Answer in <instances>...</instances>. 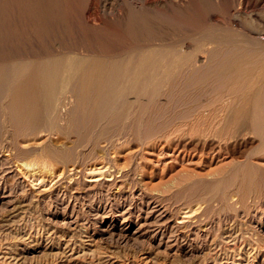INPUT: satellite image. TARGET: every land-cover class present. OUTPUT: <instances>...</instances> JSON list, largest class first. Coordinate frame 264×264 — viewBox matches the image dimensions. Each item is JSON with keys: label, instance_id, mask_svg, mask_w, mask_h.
Segmentation results:
<instances>
[{"label": "rangeland", "instance_id": "rangeland-1", "mask_svg": "<svg viewBox=\"0 0 264 264\" xmlns=\"http://www.w3.org/2000/svg\"><path fill=\"white\" fill-rule=\"evenodd\" d=\"M0 1L2 2V3L0 2L1 4L0 5V12H1L0 13L1 16L0 17V26H1L0 27V68L1 71L3 70L2 73L0 71L1 75L5 74L6 76V73H9L10 76L12 77L14 76L18 79L19 77H21V75L23 76V74L26 73L25 76H23L21 80L18 79V81L20 80L19 82L21 81L25 82L24 80L26 77L27 78L26 81L28 80L30 82L32 79L30 77L35 76L38 71H40L38 73L42 72L43 75L44 72L47 71V73H45L47 77L46 79L47 81L45 82L47 84H49V82L50 84L57 83L58 85L60 84V88L62 86L63 89L66 88L65 89L66 93H64L63 96L61 95L62 97L59 96L60 104H58L57 107L55 108H57L58 111H61L60 115L63 117L64 121L70 117V119L65 121L68 124H69V120H71L73 117L77 116L78 118L80 116L79 111L76 110L78 108L74 106L75 105L74 100L76 101L77 98V95L75 94V89L77 87H81L84 85L86 86L88 83L89 85L92 86H96L98 84L102 86L106 85L107 87L118 84L119 88H117L116 95L119 94L118 97H120L121 100L120 106H124V105L126 106V107L124 106L125 107L124 110L123 107L120 106H115L114 109L111 108L112 111L109 110V114L106 115L107 117L106 118L104 117L105 120L107 119L106 121H108V119L109 121L105 122L104 120V124H98V126L96 124L95 125L96 128L94 126L92 128L93 130L89 132L91 134H89L87 138L85 136L84 139H82V136H80L81 134L76 132L75 129L72 128V126L68 125L69 126L68 127L66 125L65 127H67V129L65 130L64 128L61 131V134H63L64 136V137L61 136L62 138L61 141L65 143L61 146V148L60 147L58 148L59 150L57 149V151L59 152L51 153L54 161L57 163L56 164L57 169L55 170L56 174L52 175L51 177L50 176L45 177V179L42 180L43 181L42 183L33 182L32 184L31 180L25 178V176L22 175L21 171L16 169L15 166L5 169L6 171L4 170L1 172L0 170V248H1L0 264H7V263L10 264L12 262H15L16 264H41V263L43 264L46 263V261H51L52 258L55 259L57 257L55 255H59L58 253H60L62 249L66 248V246L71 245V243L73 242L76 244V242L78 241L80 242V240L86 243L85 245L87 246L85 247H87V249H85L84 247L82 249L85 250L82 251L80 248L78 249L77 252H73V253L71 251H68L67 256L69 259L63 258L64 261H62L63 260L62 259L60 260L61 263L59 262L58 264H62V262H64V264H67L68 260H69L68 264H78V263L86 264L85 263L86 261L89 262V258H87L90 257L89 252H91V250L93 252L95 250H100V247L98 246H101V249L105 247L104 249L106 250L109 249L110 251L113 252L115 251L114 255H116L117 252L119 253L121 251L122 252L126 251L127 253L125 252L124 254L123 252V254L122 253L120 254L123 255L122 257H125L127 254L126 256L127 258L120 259L119 257L120 260L117 261H120L121 263L123 259H130V261H132L131 260L133 259V256L131 254L132 252L131 251L129 252L128 250L130 249V247L134 246L135 243L138 242L142 243L143 245L145 242V246H149V244H151L150 247L153 246L152 248L146 247L148 248L147 254H142L143 256L140 254L141 255L140 259L146 258L143 263H148V264L150 263L151 264H169V263L170 264H264V195L262 196L260 190L258 189L260 182L261 181L264 182V91H263L264 84H263V88L261 86L260 90H258L256 97L254 96L255 100L250 105V109L253 116H251L249 120L246 121V123H243V125L241 124L242 127L241 125L239 127L236 125L237 126L236 127L237 131H236V129H234L235 126L230 125L232 120L230 119V116H228L229 115L228 113L230 111L229 112L227 111L229 107L230 109L235 107L237 110V106L239 109L241 107V104L239 105L238 104L236 105V103L234 104V102L232 100L229 101L227 99L228 97L226 96V93L229 90H232L236 87L233 86L235 83H231L232 85L225 83L224 85V82H221V78H220L221 76L218 77L216 75L217 67H214L217 66L214 64H218L219 66L220 62L217 61L219 59L223 60L225 58L234 57V56L239 57V55L242 56V58H245L248 57L250 53L251 54L253 53L252 55L264 53V40L261 41L263 35L262 34L258 35V33L257 32L254 33V31L253 32L250 31L251 33L249 35L247 31L243 32L242 29H240L241 28L240 26L245 27V24L243 22L244 20H247V18H244L245 16L247 17L250 16L254 24H256V22L261 23L263 21L264 16L262 13L264 11V6H263L264 1L261 2L260 0H247V2L242 4L240 2L234 1L233 2L234 6L232 5L233 9L235 8L240 11H243L242 13H244L245 11L246 14V15L243 14V17H241L240 19L238 18L239 21H237L231 19L230 17H225L222 15L221 10L219 9L220 3H218V1L220 0L218 1L209 0L212 3L209 1L208 3L207 0H205L204 3L206 6L205 8L206 10L204 14L206 13L205 16L208 18V20L207 18H205L208 25L206 24L205 26L206 23L205 21L204 28H202L199 34L196 35L195 33V36H193L194 34L192 35L193 32L191 33L185 30L186 28L191 29V27H189L190 25H186V27L184 26L180 27L181 25L178 26L177 25L178 23L177 22H176L177 24L175 23V19L169 20L170 23L168 22L163 23L165 21L159 20L157 16L158 14L160 15L161 12H162L161 15H163L164 12H166L167 15L172 16L174 14V12L172 11H179L181 14L183 13L182 14L183 16L186 13V11L188 12L189 10L190 12L188 13L190 14L196 13L197 11L196 5L198 6L199 3L197 2L196 4V1L192 2L193 0L192 1L190 0V2L188 1L181 5L177 3L176 0H170L171 3L164 2L165 0L163 1L158 0L159 2L156 9H149V10L143 9L144 10L143 13H140L142 12V9H140L139 11L138 8H135L134 11L132 8H129L130 6L128 5H122L121 7L120 5L119 6L115 5L112 7L110 6V4H105V5L103 4L104 6L97 5V7L94 8L93 5L94 0H90L89 3L87 4H86V0H0ZM213 3L217 4V7H214L216 10L213 8L214 5ZM84 5H88V6L84 7ZM242 5H243V9H241ZM237 6L240 7V9ZM173 8L175 10H173ZM169 9L172 11L169 12ZM136 10L138 11V13ZM150 10L151 12H147ZM90 12L94 15L93 18L95 19L93 20H96V18L100 20H96L95 22L92 19H90V16L92 15ZM89 13L91 15H89ZM151 13H154V15L153 14L152 15L153 17L156 16L157 19L156 17L153 19L152 15H149ZM87 14L89 15V18ZM148 15L151 17L149 18ZM159 17L163 18V16H159ZM250 18H248V20ZM120 19H122L123 21L121 20V22L120 21L118 22V20ZM214 20H216L217 22ZM178 21L180 22L181 20ZM147 24L149 27H152V29L155 32H158L164 36L165 35L170 36L169 34H174L173 32H175L176 33L175 35H177L178 38L177 42H175L177 43L176 44L177 46L175 45L169 48V46L162 47L155 45L154 47L153 44L147 41L145 36L146 34H144L146 33L148 28L141 29L143 28V25H147ZM172 24H174L175 26H173ZM104 25L105 27H103ZM133 25L136 29H138L137 33H136L137 30L134 27H132ZM139 25L141 28L139 27ZM128 26H131V28ZM205 27H207L209 30L208 29L206 30ZM216 27L219 28L216 29ZM68 28L72 30L71 34L70 32H68L69 30ZM213 28H215L218 32ZM220 28L221 30H219ZM140 29L146 31L139 32ZM127 31L129 34L126 33ZM203 31L204 32L207 31L206 32L207 34L204 33ZM210 31L213 32L215 37L219 35L218 37H220L222 40L218 38L217 41L219 42L214 41L217 38H213L214 36L212 32L210 33ZM219 31L222 34L224 33L229 37L224 36V34L221 35ZM142 32L143 34H141ZM94 33H96V35L99 33L98 35L99 37L96 36ZM202 33L207 36H203ZM180 34H182V36L178 37V35ZM236 34L237 36L235 39V36L233 35ZM11 35L13 38L11 37ZM71 35L75 37V38L73 37L75 41L76 40L78 41L76 42L73 41L74 39L72 38ZM110 35L111 37H109ZM208 35H210V37H208ZM196 36L197 37L201 36L203 38L205 37L207 39L205 40L203 38L199 39V37L197 38ZM224 37H226L227 39L225 44L223 43L225 40ZM230 37L234 38V41L232 39L231 42ZM237 37H239V41L237 40L238 39ZM98 38L101 39L98 40ZM210 38L211 39L213 38L214 40L213 39L211 40ZM198 39L201 41H199ZM253 39H258V41H255ZM65 40L68 41L71 40L70 42L72 43H69L70 45L67 44L68 46H65L64 48V44L68 43V41ZM242 40L244 41V43L245 42L246 43L245 44L242 43L243 42ZM181 42L183 45L181 44ZM73 43L80 44V46L78 45L77 47L76 45H73ZM81 45L84 47L87 46L86 49H84L83 47L82 50L85 51L88 50L87 51L88 53L95 52L96 50L98 51V49L100 50V47H102L103 49L101 48V50L107 51V49H109L111 51L109 52L108 50L107 52L113 54L112 55L109 54V57L107 56L108 58L105 57L107 58V61H105L106 60L105 59L104 61L106 63H104L103 61L102 64H99V61L94 58L91 59L85 58L86 60L81 59L83 58L80 57L79 55V52L80 53L82 52V50L80 51V48H82ZM61 46L63 48H61ZM54 47L57 53L55 50H53L54 52L52 51L53 53L50 52L51 51L50 49L51 48L54 49ZM66 47H68L67 49L71 51H68ZM74 47L75 49L79 48V51L76 49L75 52L73 50ZM118 48L121 49H119L118 51ZM65 49L68 52L63 53ZM93 49L96 50L94 51ZM59 50H61V52L63 53L62 55ZM72 50L74 51V53ZM113 50H115L116 52H114ZM47 51L48 53L49 52L50 53L48 54ZM117 51L120 53H117ZM125 51H126V55H125ZM34 52L35 54H33ZM41 52H43L44 55H42ZM71 52L73 54L75 53L76 54L73 55ZM167 52H168L167 55H169L168 57L170 58H173V56L176 57L177 55L184 56L185 54L186 60L188 59L187 60L188 62L186 61L187 64L186 67H189L190 63L193 64L190 65V68H186L190 71L188 72L187 75H184L182 79H179L177 76L179 80L178 79L175 80L178 81L179 85L178 84L176 85V81L172 80L174 78L171 79V77L169 76V72H164L166 73L164 74L160 70L159 73L153 71L154 74H152L151 71L147 70L146 68L143 69V66H141L142 64L144 65V67H146L145 65H147L150 62L149 60L152 58V56L158 57L159 54L160 56H164ZM51 53L54 54V56ZM39 54H41L42 56L41 59L42 61L40 60V62L44 61L43 63L45 66L42 63L39 62L40 63L39 64L37 62L39 61L38 59H40L41 56L38 58L35 57L36 59L35 58L33 59L32 57L33 55L36 56ZM144 54H145V58L143 57ZM230 54L233 55L231 56ZM56 55L58 57H56ZM212 55H214L215 58ZM23 56L27 57V59L24 58ZM74 56H76L77 58L75 59ZM126 56L128 59L129 58L130 59L127 60ZM211 56L213 57L212 59H210ZM9 57L12 59V62ZM17 57H20L22 58V60H24L23 62H21L22 63L21 65L19 61L21 59ZM30 57L32 58L33 63L32 60H30L31 59ZM136 57L137 58L140 57V58L136 59ZM1 58H3L4 61ZM116 58L117 61H115ZM206 58L209 60H206ZM15 59L16 61H14ZM28 59L30 61H28ZM213 59L214 60L217 59V60L216 62L214 61L212 65ZM1 60L5 64L2 63ZM122 60L125 61L122 62ZM195 60L199 63L196 62V64H194L193 62H195ZM87 61L88 63H86ZM114 61L118 63V65L114 64L115 65L114 66L113 65V63H115ZM118 61L119 62L121 61L120 64ZM17 62H19V64ZM35 62L37 66H35L36 65L34 64ZM92 63L94 64L92 65L93 67L91 68L90 64ZM96 64L98 65V67L99 65H101V71L103 75L100 74L99 80L98 78L95 80L97 83L95 81L92 83L91 81H89V78L96 72L100 71L97 68ZM135 64L138 67H136ZM208 64H210V67L213 66L212 68L214 70L211 73L215 72V74H211L210 72L209 74L205 72L206 74L204 76V73L202 74L199 73L198 75L195 72L194 67H196L197 72L199 71V69L200 71H203L204 67L206 65L208 66ZM112 65L113 67H111ZM130 65L132 66V68L131 70L128 71L126 67ZM134 65H135L134 70H132ZM198 65L200 68H197ZM15 66H18V68ZM42 66L44 68H42ZM121 66L122 69L124 70L121 69ZM124 66L126 67L124 68ZM34 67H36L37 69L39 67V70L35 68V70H37L35 71ZM73 67L74 69L72 70ZM108 67L111 68L112 71L114 70L115 72L110 71ZM114 67L116 68V70ZM103 68L107 70H104ZM135 68L138 70H136ZM140 68H142L141 70H143V73L142 71H139ZM30 69L34 73L31 72ZM92 69L94 72L92 71ZM145 70L148 71L149 74ZM191 71L195 72V76H194V72ZM29 72L30 74L31 73L33 74H31V76L30 75L28 76L27 74H29ZM167 73L168 76H166ZM156 74L158 75L156 76ZM104 75H106V77H104ZM154 75L156 78L154 77ZM159 75L160 77L162 76L164 80L160 78ZM54 76L57 77L54 78ZM185 76H187L188 78ZM102 78L104 79L102 80ZM54 79L56 80V82ZM169 79L171 80L169 81ZM224 80L225 79L222 77V81ZM105 81H107L108 83H106ZM98 82L101 84H99ZM212 84L214 85V87ZM168 85L170 87H168ZM174 85L177 89L181 85L179 89L176 91H178L177 93L179 92L185 93L184 96L183 93L177 94L175 92L174 94V90L176 89L175 88L173 90ZM169 90H170V94L168 93ZM172 91L174 95L171 94ZM185 91L187 92V94L189 93L190 94L186 96L187 94ZM181 94L182 97L185 99L184 101L182 98L184 103L181 101L180 98ZM224 96L226 97V99L224 98ZM196 98L199 99L200 101H198ZM220 98L224 103L221 104ZM176 100L177 103H175ZM180 102H182L181 105ZM227 104L228 106H226ZM130 105L132 108L129 109ZM247 107L249 108V106ZM121 108H122L121 112L123 113L125 112L126 109L128 110V112H126L127 114L125 113L127 116L121 113L122 115H125L126 118L125 116L122 117V115L121 116L116 115V114L120 115L119 111L121 110ZM167 108H169V110ZM173 108L176 109L174 110ZM147 109L148 112L150 113V116L149 113L147 112ZM161 109L167 110L166 112H164L165 114H163V110ZM151 111L152 112L156 111L157 117L155 112L152 113ZM170 111L172 112L173 115L170 113ZM225 111L227 113H225ZM113 112L116 114H114ZM158 114L161 115L160 116L161 118L163 117L166 119V125H165L166 129L164 127V124H162L163 123L162 121H165V119L159 120L158 118L160 117ZM225 114L228 116L229 119ZM89 115L95 118V113ZM89 115L88 116L86 115L85 118L86 117L89 118ZM111 115L114 116L116 115L115 117L119 119L120 123L117 121L118 119H115L114 116L113 118H111ZM153 115H155L156 118H154ZM80 117H83V115H81ZM151 117H153L154 119H151ZM111 119L113 122H115L116 120L118 124H115L112 121H110ZM120 120H123L124 122ZM149 120L151 121L156 120L158 122L155 121L154 123L155 127H154L152 125L153 121L151 122ZM168 120L170 124L168 123ZM226 121L228 122L226 123ZM109 122L110 124L108 125L107 123ZM146 122H148V124ZM150 122L152 124H149ZM157 123H159V125ZM111 124L112 125L115 124L117 128H115V126H112ZM119 124H122L123 126ZM144 124L145 125L147 124L146 125L147 127ZM161 124L164 127V131H162L163 127ZM101 125L102 128L100 129ZM136 125H138L139 127L138 126L136 127ZM142 125L145 126V128ZM167 125L170 126L168 127ZM193 126L195 128H193ZM70 127L74 132L69 129ZM104 127H107L108 129L107 128L104 129ZM148 127L151 129V131H148L150 130L147 129ZM152 127H154L153 130L156 129L157 130L153 132ZM232 127L233 130L230 129ZM177 128H179L178 129L179 132L178 130H176L177 133H174L176 132L174 130ZM170 129H172L173 132H171L172 130ZM226 129L227 131L229 130L228 132H230V134L227 135L228 132L226 131ZM63 130L66 135L64 134ZM103 130H105V132ZM230 130L233 132L232 134ZM157 131H160V133ZM182 131L184 132L183 135L181 136ZM167 133H169L170 136ZM178 135L180 138H177ZM90 136L93 138H91ZM80 137L81 139H79ZM58 138L60 137L58 136L57 137L51 136L50 138L43 137L37 139L36 142L34 141L32 143H34L33 146L35 148H40V146L41 147L46 146L48 149L52 147L51 146L52 144H50L51 141L53 142ZM170 138L171 140L172 139L175 140L171 141ZM87 139L88 140L91 139L92 143ZM167 139L173 142V144L167 145L166 144ZM178 140L180 141V144ZM83 141L86 142L87 144L84 143ZM25 143L26 142H21V143L19 142L18 143L19 145L18 144L17 145L20 148H24L25 145L26 148L30 147L29 143L28 144ZM70 147L71 150H69ZM5 155L6 153L3 154L0 153V163L7 162L8 156ZM100 156L103 157L104 160L102 159V163L105 164L106 166L104 170L102 169L101 171L97 172L100 166L97 164L98 162H101ZM8 167H10V165ZM93 169L95 171H93ZM102 171L103 172L107 171L108 175L110 173L111 176L110 177L105 176L107 178L100 176L99 173ZM58 175L59 177H57ZM218 176L222 179L221 182H218L221 184L218 186V191H217L216 179H218L219 181ZM188 177L189 179H186ZM92 179L94 180L97 179V180L94 182H90V180ZM107 179H111V180L106 181ZM180 181H185L183 183H185V185H187L188 187L190 186L188 191L192 188L197 189L199 186L200 188L201 187L205 188L206 184H207L206 187L210 189L206 193L204 191L203 193L204 198L202 197L203 200H200L198 202L199 205L201 204L202 208L204 207V210L200 209L197 213H194L189 218H185V216H183L184 214H182L183 211L182 208L188 207L190 205L189 207L195 209L197 204L191 203L192 205L191 204L188 205L189 203L187 201L188 198H185L188 194L186 193L179 196V193L175 191L177 185L181 183ZM230 181L232 182L231 184L229 183ZM167 186L168 187L173 186V189L169 190L170 192L169 191L167 192L166 190ZM226 187H228V191L229 189L232 188L230 191H232L234 198L236 199V200L234 199L236 203L233 200H229V199L227 201V203L229 204L231 202L232 206L234 205L232 207L234 210L237 209L236 210L237 215L235 214L236 218L234 219L233 218L227 219L225 215H220L218 217L214 216V212L217 210L218 207L217 206L218 202L220 201L222 202L223 200L222 198H225L226 196L225 195V193L227 192V189H225ZM213 188H215V190ZM161 191L162 192L165 191V192L161 193ZM212 197H214V199ZM217 197L218 198L221 197L220 200ZM217 199L219 201H217ZM158 202L160 203L159 205L161 206H158L157 204ZM244 208H246V210ZM222 222L223 224H221ZM233 228L236 231L233 234V236L236 237V241L231 242L230 241L231 239H227L225 237H227L228 234L229 235L231 234L229 232ZM79 231L82 233H80ZM83 232L86 233L84 234ZM117 234L120 236H116ZM146 235L150 237H147ZM79 236H81L80 237L81 239H79ZM86 236L89 238L87 239ZM122 236H124V239L121 241L119 240V238ZM128 236L130 238H128ZM166 239H169L170 241ZM178 241L179 243L184 242L183 245L184 246L186 245L185 254L180 253L178 251L176 246ZM242 241H245L246 243H243ZM221 243L222 244L224 243L223 247L227 245L224 247V249L227 248L228 250L227 249L226 250L229 252H231L232 250L235 251L236 249V256L234 257V259L228 261L226 259H223L224 256L221 255L220 252H218V250L220 249L219 246L222 247ZM77 244L78 246L80 245V243ZM110 244L111 246H109ZM112 245L113 246L115 245L114 246L115 250L113 249ZM127 245H129L130 247ZM119 246H121V248H119ZM194 246L199 248V250L196 252L190 251L191 248ZM96 247H98V249ZM257 247L258 250L256 252ZM10 248H12L14 253L16 251L15 254L18 255L16 257V261L9 260L12 258L8 257L9 255L5 254L8 252L7 249ZM151 250L154 251L152 252ZM81 252L82 254L85 252L84 255L86 256H83L82 258L85 257L86 258L84 260L80 258L81 259L80 260L81 263H80L78 258L80 257V255L82 256ZM245 252L246 253L251 252V253L250 254L248 253L247 255L245 254L246 255L245 256L244 255ZM70 254L74 258H71L72 256ZM120 254H117L116 256L118 255L120 256ZM5 255L8 258H6ZM213 255L217 257V259L215 260L216 262L213 261L214 260ZM128 262L126 261V263ZM138 262L139 261H137V263ZM116 264H119V262H117Z\"/></svg>", "mask_w": 264, "mask_h": 264}, {"label": "bare ground", "instance_id": "bare-ground-1", "mask_svg": "<svg viewBox=\"0 0 264 264\" xmlns=\"http://www.w3.org/2000/svg\"><path fill=\"white\" fill-rule=\"evenodd\" d=\"M89 1L90 0H86V4L87 3H89ZM160 1V0H159ZM158 0L156 1V0H94L93 1V5H94V8L95 7H97V5H101V6H104L105 4H110V6H115V5H117V6H119L120 5V7L122 6V5H128V6H130L129 8H132L133 10L135 9V8H138V10L140 11V9H142V12H140V13H143V11L144 10H149V9H156V7L158 6V2H159ZM163 1V0H162ZM190 2V0H176V2L177 3H179L180 5L181 4H183V3H186V2ZM192 1V0H191ZM194 1H196V4H197V2L199 3V7L196 5V8H197V11H196V13H192V14H190V13H188V12H190V10L187 12L186 10V15L184 14V16L179 12V11H172V10H170L169 9V12H174V14L172 15V16H170V15H167L166 14V12H164V14L163 15H161L162 14V12L160 13V15L158 14L157 16H158V19L159 20H162V21H165V22H163V23H166V22H168V23H170L169 22V20H174L175 19V23L178 25V26H180V27H182V26H184V27H186V25H190L189 27H191V29H185V30H187V32H193L192 33V35L193 36H195V33H196V35L197 34H199L200 32H201V30H202V28H204V23H205V18H207L206 16H205V14H204V12H205V8H206V6H205V0H193L192 2H194ZM209 0H207V2H208ZM216 1H218V0H216ZM216 1H215V3H216ZM221 1V0H220ZM218 1V3H220V10H221V12H222V15L223 16H225V17H230L231 19H234V20H237V21H239L238 20V18L240 19L241 17H243V14H245V11H244V13H242L243 11H240V10H238V9H233V2L234 1H237V2H240L241 4L242 3H245V2H247V0H223V1ZM231 1V2H230ZM261 2L262 1H264V0H260ZM1 2V1H0ZM30 2V1H29ZM164 2H167V3H171V1L170 0H165ZM173 2V1H172ZM209 2H211V1H209ZM208 2V3H209ZM2 3V2H1ZM212 3V2H211ZM264 3V2H263ZM104 4V5H103ZM190 4H192V3H190ZM214 4V3H213ZM1 5V4H0ZM136 5V6H135ZM233 5V6H232ZM86 6H88V5H84V7H86ZM127 6V7H128ZM139 6V7H138ZM212 6V5H211ZM219 6V5H218ZM232 6V7H231ZM264 6V5H263ZM214 7H217V4H214L213 5V8ZM238 7V6H237ZM34 8V7H33ZM80 8V7H79ZM83 8V7H82ZM105 8V7H104ZM212 8V7H211ZM232 8V9H231ZM239 9H240V7H238ZM245 8H246V5H245ZM244 8V9H245ZM36 9V8H35ZM45 9V8H44ZM144 9V10H143ZM160 9V8H159ZM215 9V8H214ZM241 9H243V5H242V8ZM173 10H175L174 8H173ZM216 10V9H215ZM214 10V11H215ZM218 10V9H217ZM7 11V10H6ZM32 11V10H31ZM36 11V10H35ZM124 11V10H123ZM135 11V10H134ZM137 11V10H136ZM38 12V11H37ZM105 12V11H104ZM147 12H151V10L150 11H147ZM147 12H145V13H147ZM168 12V11H167ZM184 12V11H183ZM207 12V11H206ZM1 13V12H0ZM36 13V12H35ZM91 13V12H90ZM89 13V15H91ZM137 13H138V11H137ZM215 13V12H214ZM217 13H218V11H217ZM32 14V13H31ZM34 14V13H33ZM154 15V13H151V14H149V15ZM156 14V13H155ZM188 14V15H187ZM263 16H264V11H263ZM8 15V14H7ZM88 15V14H87ZM89 15H88V18H89ZM93 15V14H92ZM91 15V16H92ZM95 15H97V14H95ZM134 15V14H133ZM146 15V14H145ZM148 15V17L150 18L151 16H149ZM153 15H152V18L154 19L155 17H153ZM219 15V14H218ZM246 15V14H245ZM90 16V19H95V18H93L94 17V15L91 17ZM130 16V15H129ZM159 16H163V18L162 17H159ZM1 17V16H0ZM96 17V16H95ZM105 17H106V15H105ZM147 17V16H146ZM221 17V16H220ZM6 18V17H5ZM33 18V17H32ZM108 18V17H107ZM115 18V17H114ZM113 18V19H114ZM130 18V17H129ZM128 18V19H129ZM161 18V19H160ZM244 18H247V20H244L243 22H244V24H245V27L243 26H240L241 28L240 29H242V31L243 32H246L247 31V33L250 35V33L251 32H253L254 31V33L255 32H257L258 33V35L259 34H262L263 35V37L261 38L262 40L261 41H263L264 40V17H263V21L260 23H257L256 22V24H254V22H253V20L250 18V16H245ZM248 18H250L249 20H248ZM18 19V18H17ZM82 19V18H81ZM134 19V18H133ZM156 19H157V17H156ZM181 20L180 22L178 21V20ZM229 19V18H228ZM57 20V19H56ZM96 20H100V19H97L96 18ZM96 20H93V21H95L96 22ZM108 20V19H107ZM116 20V19H115ZM121 20L122 19H120V20H118V22L120 21L121 22ZM159 20H158V22H159ZM207 20H208V18H207ZM226 20V19H225ZM230 20V19H229ZM252 20V21H251ZM102 21V20H101ZM123 21V20H122ZM133 21V20H132ZM135 21V20H134ZM211 21V20H210ZM214 21H216V20H214ZM228 21V20H227ZM241 21H242V19H241ZM261 21V20H260ZM20 22V21H19ZM161 22V21H160ZM217 22V21H216ZM156 23V22H155ZM171 23H172V21H171ZM180 23V24H179ZM212 23V22H211ZM228 23V22H227ZM247 23V24H246ZM88 24V23H87ZM119 24V23H118ZM134 24V23H133ZM206 24H207V21H206V23H205V26H206ZM71 25V24H70ZM94 25V24H93ZM128 25V24H127ZM126 25V26H127ZM129 25H130V23H129ZM137 25V24H136ZM135 25V26H136ZM161 25V24H160ZM173 26H175L174 24H172ZM208 25V24H207ZM4 26V25H3ZM9 26V25H8ZM39 26V25H38ZM92 26V25H91ZM123 26V25H122ZM172 26V27H173ZM212 26V25H211ZM217 26V25H216ZM221 26H222V24H221ZM228 26V25H227ZM1 27V26H0ZM56 27V26H55ZM85 27V26H84ZM83 27V28H84ZM87 27V26H86ZM89 27V26H88ZM97 27V26H96ZM99 27V26H98ZM103 27H105V25L103 26ZM111 27H113V26H111ZM128 27H130L131 28V26H128ZM128 27H126V28H128ZM132 27H134V25L132 26ZM139 27H140V25H139ZM177 27V26H176ZM183 27V28H184ZM188 27V26H187ZM213 27H214V25H213ZM246 27H249V28H246ZM41 28V27H40ZM101 28V27H100ZM119 28V27H118ZM135 28V27H134ZM141 28V27H140ZM147 29V31L146 30H141V29ZM212 28V27H211ZM211 28H210V30H211ZM217 28H219V27H216V29ZM1 29H3V28H1ZM48 29V28H47ZM69 29V28H68ZM122 29V28H121ZM136 29V28H135ZM140 30H139V32L140 31H143V32H145L146 31V33H144V34H146L145 36H146V39H147V41L148 42H150L151 44H153L154 45V47H155V45H157V46H162V47H166V46H169V48L170 47H172V46H175L177 43H175V42H177V35H175L176 33L175 32H173L174 34H169L170 36H168V35H162V34H160V33H158V32H155L153 29H152V27H149L148 26V24L147 25H143V28H141ZM205 29L207 30L208 28L207 27H205ZM205 29H203V30H205ZM213 29H215V28H213ZM215 29V30H216ZM27 30V29H26ZM25 30V31H26ZM70 30V31H69ZM68 30V32H70V34H71V29H69ZM88 30V29H87ZM101 30V29H100ZM108 30V29H107ZM137 31H136V33L138 32V29H136ZM164 30H166V29H164ZM188 30H191V31H188ZM209 30V29H208ZM214 30V31H215ZM219 30H221V28L219 29ZM227 30V29H226ZM135 31V30H134ZM133 31V32H134ZM175 31V30H174ZM182 31V30H181ZM217 31V30H216ZM239 31V30H238ZM251 31V32H250ZM10 32V31H9ZM43 32V31H42ZM49 32V31H48ZM67 32V31H66ZM90 32V31H89ZM93 32V31H92ZM124 32V31H123ZM143 32L141 33V34H143ZM204 32V31H203ZM207 31H205L204 33H206ZM212 31H210V33H211ZM218 32V31H217ZM220 32V31H219ZM223 32V31H222ZM241 32V31H240ZM4 33V32H3ZM7 33V32H6ZM5 33V34H6ZM97 33V32H96ZM96 33H94L95 35H96ZM127 34H129L128 33V31L126 32ZM221 33V32H220ZM230 33H231V31H230ZM236 33V32H235ZM234 33V34H235ZM256 33V34H257ZM12 34V33H11ZM32 34H33V32H32ZM79 34V33H78ZM187 34V33H186ZM203 34V33H202ZM207 34V33H206ZM209 34V33H208ZM212 34H213V32H212ZM224 34V33H223ZM222 33H221V35H223ZM239 34V33H238ZM10 35V34H9ZM61 35V34H60ZM77 35V34H76ZM87 35V34H86ZM99 35V33L96 35V36H98ZM172 35V36H171ZM255 35V34H254ZM18 36V35H17ZM36 36V35H35ZM62 36V35H61ZM60 36V37H61ZM69 36V35H68ZM72 36V35H71ZM70 36V37H71ZM83 36V35H82ZM120 36V35H119ZM118 36V37H119ZM128 36V35H127ZM144 36V35H143ZM179 36H182V34H180V35H178V37ZM190 36V35H189ZM203 36H207V35H204L203 34ZM212 36V35H211ZM213 36H214V34H213ZM212 36V37H213ZM219 36V35H218ZM213 37V38H217L216 40H214L213 38V40L214 41H217L218 40V38L220 39V40H222L220 37ZM224 36H226V37H229V36H227V35H225L224 34ZM233 36H235V39H236V36H237V34L236 35H233ZM232 36V37H233ZM245 36V35H244ZM244 36H241V37H244ZM11 37H12V35H11ZM16 37V36H15ZM74 36H72V38H73ZM84 37V36H83ZM99 37V36H98ZM109 37H111V35L109 36ZM136 37V36H135ZM184 37H186V36H184ZM197 37V36H196ZM199 37V39H202L203 37H201V36H198ZM197 37V38H198ZM201 37V38H200ZM208 37H210V35H208ZM226 37H224V44L226 43ZM249 37V36H248ZM13 38V37H12ZM24 38V37H23ZM75 38V37H74ZM73 38V39H74ZM87 38V37H86ZM101 38H103V37H101ZM101 38H98V40L99 39H101ZM105 38H106V36H105ZM108 38V37H107ZM145 38V37H144ZM193 38H195V37H193ZM231 38V37H230ZM238 39V41H239V37H237ZM256 38V37H255ZM2 39V38H1ZM19 39V38H18ZM71 39V38H70ZM96 39V38H95ZM138 39V38H137ZM198 39V40H199ZM204 40L205 39H207V38H203ZM211 39V38H210ZM209 39V40H210ZM211 39V40H212ZM232 39H233V41H234V38H231L230 39V41L232 42ZM249 39V38H248ZM20 40V39H19ZM92 40V39H91ZM103 40V39H102ZM106 40V39H105ZM253 40H255V41H258V39H253ZM27 41V40H26ZM65 41H68V40H65ZM71 40H69L68 41V43H65L64 44V48H65V46H68L67 44H69V43H72V42H70ZM73 41H75V39L73 40ZM76 41H78V40H76ZM75 41V42H76ZM80 41V40H79ZM82 41V40H81ZM95 41V40H94ZM199 41H201V40H199ZM207 41V40H206ZM243 41V40H242ZM241 41V42H242ZM246 41V40H245ZM109 42V41H108ZM113 42V41H112ZM116 42V41H115ZM118 42V41H117ZM133 42H134V40H133ZM140 42V41H139ZM146 42V41H145ZM217 42H219V41H217ZM216 42V43H217ZM222 42V41H221ZM237 42V41H236ZM102 43V42H101ZM180 43V42H179ZM204 43V42H203ZM202 43V44H203ZM239 43V42H238ZM242 43H244V41L242 42ZM246 43V42H245ZM244 43V44H245ZM53 44V43H52ZM61 44V43H60ZM84 44V43H83ZM108 44H110V43H108ZM181 44H182V42H181ZM209 44V43H208ZM211 44H212V42H211ZM14 45V44H13ZM39 45V44H38ZM70 45V44H69ZM73 45H76L77 47H78V45L80 46V44H74L73 43ZM92 45V44H91ZM90 45V46H91ZM183 45V44H182ZM182 45H181V47H182ZM210 45V44H209ZM223 45V44H222ZM228 45H230V44H228ZM233 45V44H232ZM251 45V44H250ZM259 45V44H258ZM257 45V46H258ZM260 45H262V44H260ZM37 46V45H36ZM59 46V45H58ZM57 46V47H58ZM75 46V47H76ZM82 46V45H81ZM177 46V45H176ZM178 46H180V45H178ZM236 46V45H235ZM47 47V46H46ZM72 47V46H71ZM75 47H74V51L77 49H75ZM83 47L84 46H82V48H80V51L83 49ZM86 47L87 46H85L84 47V49H86ZM109 47V46H108ZM127 47H128V45H127ZM133 47V46H132ZM153 47V46H152ZM180 47V48H181ZM248 47V46H247ZM250 47V46H249ZM260 47V46H259ZM4 48V47H3ZM61 48H63L62 46H61ZM60 48V49H61ZM68 47H66V49H67ZM101 48L102 47H100V50L98 49V51L96 52L94 49V51L95 52H90V53H88L87 51L88 50H82V52L80 53L79 52V55H80V57H83V58H81V59H85V58H94V59H96V60H98L99 61V64H102L103 63V61L105 60V61H107V58L109 57V54H113V53H108L107 51L109 50V49H107V51H105V50H101ZM105 48V47H104ZM157 48V47H156ZM176 48V47H175ZM243 48V47H242ZM8 49V48H7ZM10 49V48H9ZM58 49V48H57ZM64 50V52L63 53H66V52H68V51H71V50H69V49H67V50ZM70 49H72V48H70ZM103 49V48H102ZM119 49H121V48H118V51H119ZM148 49V48H147ZM218 49V48H217ZM222 49V48H221ZM246 49V48H245ZM12 50H14V49H12ZM47 50V49H46ZM51 51L50 52H52L53 50H55V47H54V49H50ZM62 50V49H61ZM61 50H59L60 52H61ZM72 50V51H73ZM78 51H79V48L77 49ZM239 50V49H238ZM243 50V49H242ZM34 51V50H33ZM56 51V50H55ZM74 51H73V53H74ZM91 51H92V49H91ZM111 50H109V52H110ZM114 52H116L115 50H113ZM117 51V53H120V52H118ZM120 51H123V50H120ZM249 51V50H248ZM256 51V50H255ZM26 52V51H25ZM38 52H40V51H38ZM37 52V53H38ZM44 52V51H43ZM43 52H41L42 53V55H44V53ZM46 52V51H45ZM49 52V53H50ZM54 52V51H53ZM52 52V53H53ZM76 52V51H75ZM227 52V51H226ZM237 52V51H236ZM254 52V51H253ZM7 53V52H6ZM36 53V54H37ZM47 53H48V51H47ZM46 53V54H47ZM48 53V54H49ZM51 53V54H52ZM56 53H57V51H56ZM62 52H61V55L63 54ZM72 53V52H71ZM72 53V54H73ZM207 53V52H206ZM247 53H249V52H247ZM10 54V53H9ZM33 54H35V52L33 53ZM45 54V55H46ZM47 54V55H48ZM76 54V53H75ZM75 54H73V55H75ZM165 54V53H164ZM168 54V52L164 55V56H160V54L158 55V57H155V56H152V58L149 60V61H147V62H149L147 65H145L146 67H144V65H142L141 64V66H143V69L144 68H146L147 70H149V71H151L152 72V74H154L153 73V71L154 72H157V73H159V71L161 70V72H169V76L171 77V79L172 78H174V79H172V80H177L178 78L179 79H182V77L184 76V75H187L188 74V72L190 71V70H188V69H186V68H190V65H193V64H191L190 63V65H189V67H186L187 66V64H186V61L188 60H186V55L184 54V56H173V53H172V56H173V58H170V57H168L169 55H167ZM235 54V53H234ZM242 54V53H241ZM246 54V53H245ZM251 54V53H250ZM249 54V56L248 57H245V58H242V56H240L239 55V57L238 56H234V57H229V58H225V59H219V60H217L218 58H220V57H218L216 60L217 61H219L220 63H219V66H218V64H214V65H217V66H214V67H217V71H216V75L218 76V77H220L221 78V82H224V85H225V83L227 84H231V83H235L233 86L235 87L234 89H232V90H229L227 93H226V96L228 97L227 99L230 101V100H232L233 102H234V104L236 103V105L238 104H241V107L238 109V106H237V110H236V108L234 107V108H231L230 109V107L228 108V111L227 112H229L228 114V116H230V119L232 120L231 121V123H230V125L232 126H235V128L234 129H236V131H237V126L239 127L241 124L243 125V123H246V121L247 120H249V118L251 117V116H253L252 115V112H251V109H250V105L253 103V101L255 100V97H256V95H257V92H258V90H260V88H261V86H262V88H263V84H264V53H259V54H257V55H250ZM12 55V54H11ZM53 56H54V54H52ZM60 55V56H61ZM65 55H67V54H65ZM117 55V54H116ZM122 55V54H121ZM125 55H126V51H125ZM125 55H124V57H125ZM155 55V54H154ZM163 55V54H162ZM167 55V56H166ZM188 55V54H187ZM204 55V54H203ZM217 55V54H216ZM226 55V54H225ZM231 55V54H230ZM233 55V54H232ZM231 55V56H232ZM238 55V54H237ZM4 56V55H3ZM7 56V55H6ZM10 56V55H9ZM21 56V55H20ZM25 56V55H24ZM23 56V57H24ZM27 56V55H26ZM41 56V54H39V55H36V56H32L33 57V59L36 57V58H38V57H40ZM78 56V55H77ZM108 56V57H107ZM115 56V55H114ZM132 56V55H131ZM171 56V55H170ZM195 56H197V55H195ZM213 57H214V55H212ZM211 56V58L210 59H212L213 57ZM244 56V55H243ZM246 56V55H245ZM13 57H14V54H13ZM51 57V56H50ZM56 57H58L57 55H56ZM68 57H69V55H68ZM67 57V58H68ZM71 57V56H70ZM75 57V59L77 58L76 56H74ZM79 57V58H80ZM105 57H107V58H105ZM113 57V56H112ZM117 57V56H116ZM134 57V56H133ZM143 57L145 58V54L143 55ZM147 57V56H146ZM190 57V56H189ZM227 57V56H226ZM10 58V57H9ZM11 58H12V56H11ZM10 58V59H11ZM17 58H19V59H21V60H19L20 61V65L22 64L21 62H23L24 60H22V58H20V57H17ZM24 58H26L27 59V57H24ZM31 58V57H30ZM29 58V59H30ZM35 58V59H36ZM52 58V57H51ZM65 58V57H64ZM73 58V57H72ZM78 58V59H79ZM119 58V57H118ZM123 58V57H122ZM126 58H127V56H126ZM138 58H140V57H138ZM137 57H136V59H138ZM142 58V57H141ZM191 58H193V57H191ZM215 58V57H214ZM222 58H223V56H222ZM2 60H3V58H1ZM6 59V58H5ZM9 59V60H10ZM28 59V61H30V60H32V58L29 60ZM42 59V56H41V58L40 59H38L39 61H37L38 63L40 62V60ZM77 59V60H78ZM111 59V58H110ZM121 59V58H120ZM130 59V58H129ZM128 58H127V60H129ZM197 59V58H196ZM1 60V61H2ZM17 60V61H18ZM45 60V59H44ZM86 60V59H85ZM95 60V61H96ZM115 60V59H114ZM142 60V59H141ZM193 60V59H192ZM206 60H209V59H207L206 58ZM216 60H214L213 59V61H212V65H213V62L215 61L216 62ZM221 60V61H220ZM4 61V60H3ZM2 61V63H4ZM14 61H16V59L14 60ZM13 61V62H14ZM42 61V60H41ZM57 61V60H56ZM72 61V60H71ZM83 61V60H82ZM88 61H89V59H88ZM88 61L86 62V63H88ZM104 61V63H106ZM115 61H117V58H116V60ZM114 61V62H115ZM125 60H122V62H124ZM133 61H134V59H133ZM136 61V60H135ZM189 61H191V60H189ZM11 62H12V59H11ZM44 62V61H43ZM43 62H40V63H42L43 65H44V63ZM97 62V61H96ZM111 62H112V60H111ZM119 62V61H118ZM121 62V61H120ZM120 62H119V64H120ZM141 62V61H140ZM188 62V61H187ZM196 60H195V62H193L194 64H196ZM204 62H205V60H204ZM18 64H19V62H17ZM32 63H33V60H32ZM39 63V64H40ZM108 63V62H107ZM110 63V62H109ZM197 63H199V62H197ZM200 63H201V61H200ZM208 63H209V61H208ZM5 64V63H4ZM15 64H16V62H15ZM17 64V65H18ZM34 64H36V62L34 63ZM33 64V65H34ZM82 64V63H81ZM94 63H92V64H90L91 65V68L93 67L92 65H93ZM118 65V63H113V65ZM122 64H124V63H122ZM121 64V65H122ZM130 64V63H129ZM137 64V63H136ZM135 64V65H136ZM139 64V63H138ZM144 64V63H143ZM163 64H165L166 65V67H165V65H163ZM186 64V65H185ZM206 64H207V62H206ZM32 65V64H31ZM84 65V64H83ZM90 65H89V67H90ZM97 65V64H96ZM105 65V64H104ZM108 65H110V64H108ZM108 65H106V66H108ZM113 65L111 66V67H113ZM114 65V66H115ZM135 65L133 66V69L132 70H134V67H135ZM246 65H247V67H246ZM26 66V65H25ZM35 66H37V64L35 65ZM39 66V65H38ZM45 66V65H44ZM69 66H70V64H69ZM120 66V65H119ZM119 66H118V68H119ZM123 66V65H122ZM122 66H121V69H122ZM140 66V67H141ZM185 66V67H184ZM194 66H196V65H194ZM193 66V67H194ZM11 67H12V65H11ZM10 67V68H11ZM15 67H17L18 68V66H15ZM40 67H41V65H40ZM46 67H47V65H46ZM94 67H96V66H94ZM126 66H124V68H125ZM136 67H138L137 65H136ZM192 67V66H191ZM204 67V66H203ZM213 66H211L210 67V64H208V66L206 65L205 67H204V69H203V71H200V69H199V71L197 72L196 70V67H194L195 68V72L199 75V73H204V76H205V72H207V73H211L214 69L212 68ZM7 68H9V67H7ZM35 68L36 67H34V70H35ZM42 68H44L43 66H42ZM91 68H88V69H91ZM97 68L101 71V65H99V67H98V65H97ZM107 68V67H106ZM109 68V67H108ZM115 68V67H114ZM127 69H128V71L129 70H131V68H132V66L130 65V66H127L126 67ZM197 68H200L199 67V65H198V67ZM15 69V68H14ZM37 69V68H36ZM74 69V67L72 68V70ZM104 69V68H103ZM110 69V71H112L111 70V68H109ZM113 69V68H112ZM120 69V70H121ZM127 69H126V71H127ZM136 69V68H135ZM142 68H140L139 69V71H142V73H143V70H141ZM192 69V68H191ZM11 70V69H10ZM31 70V69H30ZM37 70H39V67H38V69ZM37 70H35V71H37ZM70 70V69H69ZM104 70H107V69H104ZM103 70V71H104ZM115 70H116V68H115ZM122 70H124V69H122ZM136 70H138V69H136ZM201 70H202V67H201ZM216 70V69H215ZM0 71H1V68H0ZM3 71V70H2ZM2 71H1V73H2ZM5 71V70H4ZM43 71V70H42ZM58 71V70H57ZM92 71H93V69H92ZM96 71H98V70H96ZM95 71V72H96ZM100 71H98V72H96L95 74H93L90 78H89V81H91L92 83L98 78V80H99V76H100V74H102V71H101V73H100ZM109 71V70H108ZM114 71V70H113ZM112 71V72H113ZM125 71V72H126ZM138 71V72H139ZM146 71V70H145ZM11 72V71H10ZM31 72H33L32 70H31ZM38 72H40V71H38ZM36 73V75L35 76H31V74H33V73H31L30 74V72H29V74H27L28 76L30 75L31 77L30 78H32L31 79V81L29 82L28 80L26 81V77H25V82H19L20 80H21V78H23V76H25V72H23V73H25V74H23V76L21 75V77H19L18 79H20L19 81H18V79L16 78V77H12V76H10V74L9 73H6V76H5V74H2L1 75V73H0V153L1 154H3V153H6V155L5 156H8V160H7V162H3V163H0V170H1V172L2 171H4L5 169H8V168H11L12 166L14 167H16V169H18L19 171H21V173H22V175L23 176H25V178H27L28 180H31V183L33 184V182H43L42 180L43 179H45V177H47V176H52V175H55L56 174V172H55V170L57 169V163L54 161V159H53V156H52V152H59V151H57V149L60 147L61 148V146L65 143H63V141H61V136H63V134H61V131H62V129H64L65 128V130L67 129V127H65L66 125L68 126H72V128H74L75 129V131L76 132H78L79 134H81L80 136H82V139H84V137L86 136V138H87V136L89 135V134H91V133H89V132H91L93 129V127L97 124V126H98V124H104V117L106 118L107 116V114H109V110H111V108H113L114 109V107L115 106H120V102H121V100H120V97H118L119 96V94L118 95H116V92H117V88H119V85L118 84H116V82H115V84L116 85H112V86H106V85H96V86H92V85H89V83L85 86H81V87H77L76 89H75V94L77 95V98H76V101L74 100V103H75V107H77L78 109H76V110H78L79 111V115L81 116V115H83V117H78L77 118V116L76 117H73L71 120H69V124L68 123H66L65 121H67L68 119H70V117L68 118V119H66L65 121H64V119H63V117L60 115V113H61V111H58L57 110V108H55V107H57V105L58 104H60V97L59 96H63V94L64 93H66V91H65V89H63V86L60 88V84L58 85L57 83L56 84H50V82H49V84H47L45 81H47L46 79H47V77H46V75H45V73H47V71L46 72H44V75L42 74V72L41 73ZM59 72V71H58ZM94 72V71H93ZM107 72V71H106ZM115 72V71H114ZM122 72V71H121ZM131 72V71H130ZM148 74H149V72L148 71H146ZM150 72V73H151ZM191 72H194V71H191ZM195 72H194V76H195ZM28 73V72H27ZM57 73V72H56ZM92 73V72H91ZM162 73V74H163ZM209 73V74H210ZM7 74H9V75H7ZM54 74V73H53ZM122 74V73H121ZM123 74H124V72H123ZM161 74V73H160ZM164 74H166V73H164ZM193 74V73H192ZM211 74H215V72L214 73H211ZM15 75H16V73H15ZM66 75V74H65ZM103 75V74H102ZM102 75H101V77H102ZM107 75H108V73H107ZM158 74H156V76H157ZM53 76V75H52ZM69 76V75H68ZM166 76H168V73H167V75ZM177 76H178V78H177ZM189 76H191V75H189ZM203 76V75H202ZM201 76V77H202ZM203 76V77H204ZM210 76V75H209ZM57 77V76H56ZM55 76H54V78H56ZM88 77H89V75H88ZM104 77H106V75H104ZM122 77V76H121ZM154 77H155V75H154ZM159 77H160V75H159ZM185 77H187V76H185ZM202 77V78H203ZM217 77V78H218ZM222 77L225 79L224 81H222ZM13 78H14V80H13ZM16 78V79H15ZM29 78V77H28ZM50 78V77H49ZM150 78V77H149ZM156 78V77H155ZM160 78H162L163 79V77L161 76ZM167 78V77H166ZM169 78V77H168ZM188 78V77H187ZM191 78V77H190ZM195 78V77H194ZM200 78V77H199ZM206 78V77H205ZM104 78H102V80H103ZM152 79V78H151ZM171 79H169V81L171 80ZM178 79V80H179ZM186 79V78H185ZM204 79V78H203ZM210 79H211V77H210ZM219 79V78H218ZM55 80V79H54ZM53 80V81H54ZM97 80V81H98ZM105 80H107V79H105ZM113 80V79H112ZM112 80H111V82H112ZM155 80V79H154ZM164 80V79H163ZM175 80V81H176ZM207 80V79H206ZM209 80V79H208ZM212 80H214V79H212ZM88 81V80H87ZM116 81V80H115ZM151 81V80H150ZM153 81V80H152ZM181 81V80H180ZM200 81V80H199ZM220 81V80H219ZM226 81H228V82H226ZM27 82V83H26ZM29 82V83H28ZM55 82H56V80H55ZM54 82V83H55ZM58 82V81H57ZM67 82H68V80H67ZM96 82V81H95ZM100 82V81H99ZM98 82V83H99ZM102 82H104V81H102ZM106 83H108L107 81H105ZM193 82V81H192ZM205 82V81H204ZM207 82V81H206ZM52 83V82H51ZM63 83V82H62ZM97 83V82H96ZM161 83V82H160ZM163 83V82H162ZM190 83H191V81H190ZM199 83V82H198ZM203 83V82H202ZM201 83V84H202ZM209 83V82H208ZM220 83V82H219ZM99 84H101V83H99ZM109 84H110V82H109ZM120 84V83H119ZM170 84V83H169ZM178 84V81H176V85ZM181 84V83H180ZM197 84V83H196ZM207 84V83H206ZM214 84H216V83H214ZM62 85V84H61ZM179 85V84H178ZM209 85V84H208ZM213 85V84H212ZM220 85V84H219ZM232 85V84H231ZM230 85V86H231ZM66 86V85H65ZM145 86V85H144ZM165 86V85H164ZM163 86V87H164ZM181 86V85H180ZM179 86V87H180ZM185 86V85H184ZM191 86H192V84H191ZM202 86V85H201ZM218 86V85H217ZM217 86H215V87H217ZM221 86H223V85H221ZM68 87V86H67ZM146 87V86H145ZM149 87V86H148ZM147 87V88H148ZM168 87H170L169 85H168ZM179 87H178V89H179ZM200 87V86H199ZM205 87H207V86H205ZM211 87V86H210ZM210 87H209V89H210ZM213 87H214V85H213ZM173 88V87H172ZM176 87H175V85H174V88H173V90L175 89ZM202 88H204V87H202ZM227 88V87H226ZM169 89H171V88H169ZM177 88L174 90V94H175V92L177 93L178 91H176V90H178ZM201 89V88H200ZM218 89V88H217ZM229 89V88H228ZM119 90V89H118ZM145 90V89H144ZM161 90V89H160ZM188 90H189V88H188ZM197 90V89H196ZM221 90V89H220ZM223 90V89H222ZM227 90V89H226ZM181 91V90H180ZM182 91H184V90H182ZM263 91H264V88H263ZM139 92V91H138ZM144 92V91H143ZM186 92V91H185ZM196 92V91H195ZM199 92V91H198ZM73 93V92H72ZM120 93V92H119ZM155 93V92H154ZM169 94H170V90H169V92H168ZM180 93H183V92H179V93H177V94H180ZM218 93V92H217ZM164 94V93H163ZM171 94H173V91L171 92ZM173 94V95H174ZM184 94L185 93H183V96H184ZM186 94H187V92H186ZM190 94V93H189ZM189 94H187L186 96H188ZM199 94H201V93H199ZM219 94V93H218ZM75 95V96H76ZM155 95V94H154ZM172 95V96H173ZM193 95V94H192ZM61 96V97H62ZM65 96V95H64ZM178 96V95H177ZM180 96V95H179ZM198 96V95H197ZM200 96V95H199ZM255 96V97H254ZM175 97V96H174ZM173 97V98H174ZM202 97V96H201ZM221 97V96H220ZM178 98V97H177ZM176 98V99H177ZM181 101L183 102V100L185 101V99L182 97V94H181ZM182 98H183V100H182ZM191 98V97H190ZM222 98V97H221ZM221 98H220V101H221V104L222 103H224V102H222V100H221ZM224 98L226 99V97L224 96ZM258 98V97H257ZM197 99V98H196ZM205 99V98H204ZM213 99V98H212ZM170 100H171V98H170ZM198 101H200L199 99H197ZM215 100V99H214ZM65 101V100H64ZM157 101V100H156ZM195 101V100H194ZM220 101H219V104H220ZM223 101H224V99H223ZM182 102H180V105H181V103ZM207 102V101H206ZM218 102V101H217ZM124 103V102H123ZM122 103V104H123ZM147 103V102H146ZM175 103H177V100H176V102ZM184 103V102H183ZM216 103V102H215ZM227 103V102H226ZM169 104V103H168ZM171 104V103H170ZM77 105V106H76ZM124 105V104H123ZM147 105V104H146ZM175 105V104H174ZM179 105V104H178ZM60 106V105H59ZM73 106V107H74ZM125 106V105H124ZM124 106H120V107H123V110H124V108L126 107H124ZM155 106V105H154ZM163 106V105H162ZM183 106V105H182ZM213 106V105H212ZM226 106H228V104L226 105ZM247 106H249V108L247 107ZM119 107V108H120ZM128 107V106H127ZM149 107V106H148ZM153 107V106H152ZM178 107H180V106H178ZM178 107H177V109H178ZM224 107V106H223ZM62 108V107H61ZM130 108H132L131 107V105L129 106V109ZM151 108V107H150ZM170 108H172V107H170ZM220 108V107H219ZM60 109V108H59ZM117 109V108H116ZM168 110H169V108H167ZM174 110L176 109V108H173ZM207 109V108H206ZM225 109H227V108H225ZM224 109V110H225ZM230 109V110H229ZM120 110V109H119ZM134 110V109H133ZM161 110H163V109H161ZM221 110H223V109H221ZM112 111V110H111ZM116 111V110H115ZM114 111V112H115ZM122 111V108H121V110L119 111V114L120 115H118V114H116V113H114V114H116L117 116H121L122 114L121 113H123V112H121ZM157 111V110H156ZM156 111H153V112H155V114L157 113ZM167 110H163V114H165L164 112H166ZM75 112V111H74ZM126 112H128V110L126 109L125 110V112L123 113V114H125ZM147 112H148V109H147ZM152 112V111H151ZM152 112V113H153ZM161 112V111H160ZM160 112H158V113H160ZM169 112V111H168ZM167 112V113H168ZM177 112V111H176ZM226 111H225V113H227ZM93 113H95V118L93 117V116H91V115H89V114H93ZM112 113V114H113ZM118 113V112H117ZM142 113V112H141ZM149 113V112H148ZM148 113H145V114H148ZM170 113L172 114V112L170 111ZM169 113V114H170ZM178 113V112H177ZM127 114V113H126ZM125 114V115H126ZM88 116L89 115V118H85V116ZM115 115V116H116ZM125 115H122V117H124ZM159 115V114H158ZM173 115V114H172ZM226 115V114H225ZM97 116V117H96ZM113 116L114 115H111V118H113ZM114 116V117H115ZM127 116V115H126ZM126 116H125V118H126ZM143 116V115H142ZM149 116H150V113H149ZM152 116V115H151ZM161 115H159V117H160ZM165 116V115H164ZM227 116V115H226ZM228 116H227V118H228ZM147 117V116H146ZM153 117L154 118H156L157 117V114H156V117H155V115H153ZM153 117H151V119H154ZM170 117H172V116H170ZM101 118H103V119H101ZM140 118V117H139ZM168 118V117H167ZM213 118V117H212ZM115 119H118V118H116L115 117ZM114 119V120H115ZM143 119V118H142ZM149 119H150V117H149ZM159 120L160 119H165V118H158ZM172 119V118H171ZM183 119V118H182ZM226 119V118H225ZM229 119V118H228ZM227 119V120H228ZM100 120V121H99ZM107 120V119H106ZM105 120V122H108L109 121V119H108V121H106ZM157 120V119H156ZM156 120H152L153 121V124L151 123L152 121L151 120H149V121H151L149 124H152L153 126H154V123H155V121ZM71 121V122H70ZM110 121H112V119L110 120ZM118 122H119V119L117 120ZM120 121H123V120H120ZM146 121V120H145ZM145 121H142V122H145ZM148 121V122H149ZM174 121V120H173ZM229 121V120H228ZM228 121H226V123L228 122ZM113 122V121H112ZM124 122V121H123ZM127 122V121H126ZM148 122H146L147 124H148ZM156 122H158V121H156ZM163 122V123H162ZM161 123L162 124H164V127H165V129H166V119H165V121H162ZM165 122V123H164ZM183 122V121H182ZM204 122V121H203ZM71 123V124H70ZM113 123H115V124H118L117 122H116V120H115V122H113ZM120 123V122H119ZM122 123V122H121ZM132 123V122H131ZM141 123V122H140ZM160 123V122H159ZM159 123H157L158 125H159ZM168 123H169V120H168ZM108 125L110 124V122L109 123H107ZM112 125V126H115V128H117L116 127V125ZM136 124V123H135ZM137 124H138V122H137ZM142 124V123H141ZM146 124V125H147ZM156 124V125H157ZM161 124V125H162ZM170 124V123H169ZM174 124V123H173ZM204 124V123H203ZM106 125V124H105ZM107 125V126H108ZM119 125H122V124H119ZM123 125H124V123H123ZM122 125V126H123ZM145 125V124H144ZM145 125V126H146ZM151 125V126H152ZM178 125V124H177ZM237 125V126H236ZM242 125H241V127H242ZM245 125V124H244ZM68 126V127H69ZM118 126V125H117ZM138 125H136V127H137ZM143 126V125H142ZM145 126H143L144 128H145ZM149 126V125H148ZM150 126V127H151ZM168 126V125H167ZM170 126V125H169ZM168 126V127H169ZM175 126V125H174ZM192 126V125H191ZM211 126V125H210ZM228 126V125H227ZM230 126V127H231ZM246 126V125H245ZM100 127V126H99ZM139 127V126H138ZM141 127V126H140ZM147 127V126H146ZM155 127V126H154ZM154 127H152V131L153 132H155L156 130H153V128ZM158 127V126H157ZM156 127V128H157ZM162 127H163V125H162ZM162 127H159V128H162ZM164 127H163V130L162 131H164ZM180 127V126H179ZM182 127V126H181ZM185 127V126H184ZM206 127V126H205ZM209 127V126H208ZM225 127H226V125H225ZM244 127V126H243ZM95 128H96V126H95ZM98 128V127H97ZM102 128V125H101V127H100V129ZM105 128H107V127H104V129ZM114 128V127H113ZM114 128V129H115ZM158 128V129H159ZM172 128V127H171ZM183 128V127H182ZM193 128H195L194 126H193ZM200 128V127H199ZM71 131H73L72 129H71V127L69 128ZM99 129V128H98ZM108 129V128H107ZM111 129V128H110ZM119 129V128H118ZM137 129V128H136ZM140 129V128H139ZM147 129H150L149 127L147 128ZM174 129V128H173ZM179 128H177V129H175L174 131H176V130H178ZM204 129V128H203ZM227 129H228V127H227ZM227 129H226V131H227ZM231 130H233V127L232 128H230ZM251 129V128H250ZM146 130V129H145ZM160 130V129H159ZM170 130H172V129H170ZM230 130V131H231ZM68 131V130H67ZM94 131H95V129H94ZM104 132H105V130H103ZM118 131V130H117ZM147 131V130H146ZM148 131H151V129L150 130H148ZM167 131V130H166ZM225 131V132H226ZM229 131V130H228ZM227 131V132H228ZM239 131V130H238ZM63 132H64V130H63ZM74 132V131H73ZM157 132H159L160 133V131H157ZM171 132H173V130L171 131ZM170 132V133H171ZM178 132H179V130H178ZM183 132L184 131H182L180 134H181V136L183 135ZM204 132V131H203ZM94 133V132H93ZM144 133V132H143ZM142 133V134H143ZM146 133V132H145ZM151 133V132H150ZM159 133H158V135H159ZM165 133V132H164ZM174 133H177V131L176 132H174ZM186 133V132H185ZM218 133H220V132H218ZM218 133H217V135H218ZM233 132L231 131V134H232ZM64 134H65V132H64ZM77 134V133H76ZM118 134V133H117ZM152 134V133H151ZM166 134V133H165ZM167 134H169V133H167ZM172 134V133H171ZM179 134V135H180ZM228 134H230V132H228L227 133V135ZM66 135V134H65ZM71 135V134H70ZM78 135V134H77ZM96 135V134H95ZM162 135V134H161ZM160 135V136H161ZM179 135H178V137L177 138H180L179 137ZM201 135V134H200ZM215 135V134H214ZM220 135V134H219ZM237 135V134H236ZM51 136H58V137H60V138H58V139H56L55 141H51V143L50 144H52L51 146L53 147H51V148H48L47 149V147L46 146H40V148H35L34 146H33V144L34 143H32V142H36V140L37 139H39V138H43V137H51ZM68 136V135H67ZM93 136V135H92ZM103 136V135H102ZM164 136V135H163ZM169 136H170V134H169ZM203 136V135H202ZM207 136V135H206ZM226 136V135H225ZM234 136V135H233ZM64 137V136H63ZM91 137V136H90ZM159 137V136H158ZM223 137V136H222ZM89 138V137H88ZM91 138H93V137H91ZM161 138V137H160ZM167 138V137H166ZM232 138V137H231ZM78 139V138H77ZM79 139H81V137L79 138ZM65 140V139H64ZM88 140V139H87ZM170 140H171V138H170ZM173 140V139H172ZM171 140V141H172ZM175 140V139H174ZM173 140V141H174ZM50 141V140H49ZM86 141V140H85ZM88 141H90L91 142V139L90 140H88ZM171 141H169L168 139H167V141H166V144L167 145H171V144H173V142H171ZM179 141V140H178ZM21 143V142H26L27 144L29 143V145H30V147H28V148H26V145H25V147L24 148H20V147H18V143ZM84 142V141H83ZM202 142V141H201ZM25 143V144H26ZM48 143V142H47ZM81 143V142H80ZM84 143H86V142H84ZM92 143V142H91ZM156 143V142H155ZM18 144V145H17ZM87 144V143H86ZM89 144V143H88ZM179 144H180V141H179ZM36 145V144H35ZM66 145V144H65ZM200 145V144H199ZM38 146V145H37ZM180 147V146H179ZM195 147V146H194ZM59 150V149H58ZM69 150H71V147H70V149ZM217 151V150H216ZM12 152V153H11ZM7 153H10V154H7ZM54 154V153H53ZM56 154V153H55ZM91 155H93V154H91ZM96 157V156H95ZM99 158V157H98ZM100 159H101V162H98V164L97 165H100L99 166V168H98V170H97V172L98 171H101L102 169L104 170V168H105V164H103L102 163V159H103V157L102 156H100ZM98 160V159H97ZM96 160V161H97ZM104 160V159H103ZM10 165V167H8ZM102 165V166H101ZM235 170V169H234ZM233 170V171H234ZM6 171V170H5ZM93 171H95L94 169H93ZM228 172V171H227ZM235 172V171H234ZM6 173V172H5ZM86 173V172H85ZM92 173V172H91ZM221 173V172H220ZM211 174V173H210ZM217 174H219V173H217ZM99 175L100 176H103L104 178H107V177H105V176H111L110 175V173H109V175H108V172L106 171H102V172H100L99 173ZM187 176V175H186ZM57 177H59V175L57 176ZM228 177V176H227ZM230 177V176H229ZM232 177V176H231ZM218 178H219V181H218V179H216L217 180V183H216V189H217V191H218V186L221 184V183H218V182H221V179L222 178H220L219 176H218ZM57 179V178H56ZM186 179H189V177L188 178H186ZM97 179H92V180H90V182H94V181H96ZM111 179H107L106 181H110ZM190 181V180H189ZM223 181V180H222ZM232 181V180H231ZM229 182L230 184L232 183V182ZM179 182V181H178ZM181 183L180 184H178L177 185V188L175 189V191L177 192V193H179V196H181V195H183V194H188L185 198H188V205L189 204H191V203H196L197 204V206H196V208L195 209H193V208H191V207H189L187 204V206L188 207H183L182 208V214H184L183 216H185V218H189L191 215H193L194 213H197L200 209L202 210H204V207L202 208V206H201V204L199 205L198 204V202L200 201V200H203L202 199V197H203V193H204V191H205V193L206 192H208V190H210V189H208L206 186H207V184H206V186H205V188H200V184L197 186L198 188L197 189H195V188H192V189H190L189 191H188V189H189V187L187 186V185H185V183H183V182H185V181H180ZM227 182H228V180H227ZM241 182V181H240ZM262 182V181H261ZM260 182V184H259V186H258V189L260 190V193L262 194V196L264 195V182H262L261 183ZM38 183V184H39ZM140 184V183H139ZM194 184V183H193ZM175 185V184H174ZM196 186V185H195ZM212 186V185H211ZM175 187V186H174ZM215 187V186H214ZM255 188V187H254ZM165 189V188H164ZM163 189V190H164ZM173 189V186H167V192L169 191V190H172ZM214 190H215V188H213ZM212 189V190H213ZM225 189H227V192L225 193V191H224V193H225V198H222L223 200H222V202L220 201V202H218V204H217V210L214 212V216H220V215H225L226 216V218L227 219H231V218H236V210H234L232 207L234 206H232V203L230 202V204L229 203H227V201H228V199L229 200H233L234 201V195H233V193H232V191H230L231 189H229V191H228V187H226ZM236 189V188H235ZM165 190V191H166ZM211 190V191H212ZM220 190V189H219ZM222 190V189H221ZM165 191H163V192H165ZM174 191V192H175ZM216 191V192H217ZM162 191H161V193H163ZM166 192V193H167ZM170 192V191H169ZM215 192V191H214ZM176 193V194H177ZM220 194H221V192H220ZM163 195V194H162ZM218 195V194H217ZM221 196V195H220ZM215 197V196H214ZM214 197H212L213 199H214ZM153 198V197H152ZM204 198V197H203ZM218 198V197H217ZM221 198V197H220ZM220 198H218L219 200H220ZM217 199V201H219ZM236 200V199H235ZM161 201V200H160ZM159 201V202H160ZM157 203L158 204V206H161V205H159L160 203ZM235 202V201H234ZM156 203V202H155ZM236 203V202H235ZM192 205V204H191ZM259 206V205H258ZM261 206V205H260ZM244 207V206H243ZM236 208V207H235ZM242 208V207H241ZM257 208V207H256ZM210 209V208H209ZM245 210H246V208H244ZM202 213V212H201ZM236 214V215H235ZM239 216V215H238ZM223 217V216H222ZM200 218V217H199ZM220 218V217H219ZM225 218V217H224ZM225 218V219H226ZM232 219V220H233ZM209 220V219H208ZM225 221V220H224ZM206 222V221H205ZM221 222V221H220ZM226 222H228V221H226ZM225 223V222H224ZM221 224H223V222L221 223ZM221 227V226H220ZM151 229V228H150ZM185 230V229H184ZM148 231V230H147ZM155 231V230H154ZM80 232V231H79ZM160 232V231H159ZM166 232V231H165ZM236 231L234 230V228L229 232V233H231L230 235L228 234V236L227 237H225V238H227V239H231L230 241L232 242V241H236V237L235 236H233V234L235 233ZM80 233H82V232H80ZM84 233V232H83ZM86 233V232H85ZM84 233V234H85ZM228 233V232H227ZM154 234V233H153ZM159 234V233H158ZM163 234V233H162ZM171 234V233H170ZM238 234V233H237ZM80 235V234H79ZM125 235V234H124ZM82 236V235H81ZM81 236H79V239H81L80 237ZM84 236V235H83ZM87 236H89V235H87ZM86 236V238L88 239L89 237H87ZM116 236H120V235H116ZM147 236V235H146ZM153 236V235H152ZM164 236V235H163ZM77 237V236H76ZM75 237V238H76ZM147 237H150V236H147ZM167 237H169V236H167ZM91 238V237H90ZM116 238H118V237H116ZM120 238H122V239H120ZM119 238V240H123L124 239V236H122V237H120ZM128 238H130L129 236H128ZM146 238V237H145ZM171 238H172V236H171ZM175 238H177V237H175ZM225 238H223V239H225ZM240 238H242V237H240ZM78 239V240H79ZM84 239V238H83ZM86 239V240H87ZM127 239V238H126ZM132 239V238H131ZM222 239V240H223ZM77 240V239H76ZM129 240V239H128ZM127 240V241H128ZM137 240V239H136ZM166 240H169V239H166ZM172 240V239H171ZM221 240V241H222ZM239 240V239H238ZM85 241V240H84ZM116 241H117V239H116ZM115 241V242H116ZM131 241V240H130ZM147 241V240H146ZM165 241V240H164ZM170 241V240H169ZM176 241V240H175ZM224 241V240H223ZM73 242V241H72ZM114 242V241H113ZM118 242H120V241H118ZM124 242H125V240H124ZM134 242H135V239H134ZM134 242H133V244H134ZM137 242V241H136ZM177 242V241H176ZM217 242V241H216ZM243 243H246L245 241H242ZM74 243V242H73ZM73 243H71V245H69V246H66V248H64V249H62V251L60 252V253H58L59 255H55V256H57L55 259L54 258H52L51 259V261H46V263H43V264H58L59 262L61 263V261L60 260H62L63 258H68V256H67V252L68 251H71L72 253L73 252H77L78 251V249H80L81 248V250L82 251H84L85 249H87V247H85V246H87V245H85L86 243L85 242H83V241H81L80 240V242L78 241V242H76V244L77 243H80V245L78 246V244L76 245L75 243L73 244ZM109 243H111V242H109ZM117 243V242H116ZM132 243V242H131ZM147 243H149V242H147ZM169 243V242H168ZM184 243V242H183ZM183 243H179V241H178V243L176 244V246H177V249H178V251L180 252V253H184L185 254V252H186V245L184 246L183 245ZM249 243V242H248ZM88 244V243H87ZM115 244V243H114ZM132 244V245H133ZM217 244V243H216ZM220 244V243H219ZM222 244V243H221ZM242 244V243H241ZM89 245V244H88ZM92 245V244H91ZM119 245V244H118ZM150 245L151 244H149V246H145V242H144V245L142 244V243H140V242H138V243H135V245L134 246H132V247H130L129 245H127V246H129L130 247V249L128 250L129 252L131 251L132 253V256H133V259H131L132 261H130V259H123V261H122V263L120 262V261H117V260H120L121 258H127L126 256H127V254H126V256L125 257H122L123 255H121L120 253H122L123 254V252L121 251V252H117V254H120V256L118 255V256H116V255H114V253H115V251L113 252V251H110L109 249V251L108 250H106V249H101V246H98V247H100V250H95L94 252L91 250V252H89L90 253V257H87V258H89V262L88 261H86L85 263L86 264H116L117 262H119V264H148V263H143L144 261H145V259L143 258V259H140L141 257V255L142 254H147V249L150 247ZM169 245V244H168ZM223 245H224V243L222 244V247H220L219 246V250H218V252H220L221 253V255H223L224 256V258L223 259H226L227 261L228 260H232V259H234V257L236 256V249H235V251L234 250H232L231 252H229V251H227L226 249H224V247L225 246H227V245H225L224 247H223ZM234 245V244H233ZM236 245V244H235ZM104 246V245H103ZM109 246H111V244L109 245ZM113 246V245H112ZM115 246V245H114ZM114 246H113V249H114ZM175 246V247H176ZM56 247V246H55ZM85 247V249H82V248H84ZM98 247H96L97 249H98ZM146 247H148V248H146ZM153 247V246H152ZM152 247H150V248H152ZM158 247V246H157ZM235 247V246H234ZM106 248H107V246H106ZM112 248V247H111ZM115 248H117V247H115ZM119 248H121V246H119ZM119 248H117V249H119ZM123 248V247H122ZM127 248V247H126ZM156 248V247H155ZM168 248H170V247H168ZM229 248V247H228ZM1 249V248H0ZM50 249V248H49ZM8 250V252L7 253H5L6 255H9L8 257H10V258H12V259H9V260H13V261H16V257L18 256L17 254H15L16 253V251H15V253L13 252V250H12V248H10V249H7ZM20 250V249H19ZM115 250V249H114ZM124 250V249H123ZM126 250V249H125ZM150 250V249H149ZM187 250H188V248H187ZM199 250V248H197V247H192L191 248V250L190 251H192V252H196V251H198ZM253 250V249H252ZM257 250H258V247L256 248V252H257ZM22 251H23V249H22ZM90 251V250H89ZM98 251H100V252H98ZM117 251V250H116ZM152 252L154 251V250H151ZM190 251H189V253H190ZM2 252V251H1ZM126 252V251H125ZM125 252H124V254H125ZM128 252V253H129ZM213 252V251H212ZM127 253V252H126ZM151 253V252H150ZM215 253V252H214ZM249 254L251 253V252H248ZM248 253H244V255L246 254H248ZM259 253V252H258ZM69 254V253H68ZM81 254H82V252H81ZM85 254V252L82 254V256L80 255V257L78 258L79 259V261L81 260V259H85V258H82L83 256H86V255H84ZM141 254V255H140ZM153 254V253H152ZM208 254V253H207ZM0 255H1V253H0ZM4 255V254H3ZM6 255H5V257H6ZM71 255V254H70ZM78 255V254H77ZM87 255H88V253H87ZM157 255V254H156ZM245 255V256H246ZM256 255V254H255ZM72 256V255H71ZM128 256H129V254H128ZM143 256V255H142ZM151 256V255H150ZM190 256V255H189ZM207 256V255H206ZM211 256V255H210ZM214 256V260L213 261H215L216 259H217V257L215 256V255H213ZM254 256V255H253ZM8 257H6V258H8ZM47 257V256H46ZM119 257H120V259H119ZM145 257H147V256H145ZM209 257V256H208ZM221 257V256H220ZM51 258V257H50ZM71 258H74L73 256L71 257ZM81 258V259H80ZM132 258V257H131ZM158 258V257H157ZM213 258V257H212ZM2 259V258H1ZM69 259V258H68ZM156 259V258H155ZM164 259V258H163ZM246 259H247V257H246ZM249 259V258H248ZM46 260V259H45ZM148 260V259H147ZM165 260V259H164ZM7 261H8V259H7ZM41 261H43V260H41ZM62 261H64V259L62 260ZM65 261H66V259H65ZM76 261V260H75ZM126 261L128 262V263H126ZM137 261H139L138 263H137ZM151 261V260H150ZM212 261V262H213ZM220 261V260H219ZM10 262V261H9ZM45 262V261H44ZM68 262H69V260L67 261V264H68ZM77 262V261H76ZM88 262V263H87ZM154 262V261H153ZM158 262V261H157ZM164 262V261H163ZM216 262V261H215ZM246 262V261H245ZM5 263V262H4ZM7 263V262H6ZM15 262H12V263H10V264H14ZM18 263V262H17ZM71 263V262H70ZM78 263V262H77ZM80 263H81V261H80ZM155 263V262H154ZM8 264V263H7ZM16 264V263H15ZM42 264V263H41ZM62 264H64V262H62ZM79 264V263H78ZM151 264V263H150ZM170 264V263H169Z\"/></svg>", "mask_w": 264, "mask_h": 264}]
</instances>
